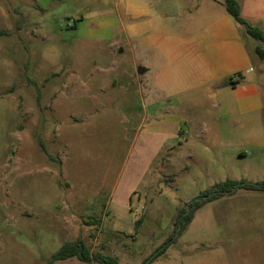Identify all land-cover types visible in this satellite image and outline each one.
Instances as JSON below:
<instances>
[{
	"label": "rangeland",
	"instance_id": "374dc122",
	"mask_svg": "<svg viewBox=\"0 0 264 264\" xmlns=\"http://www.w3.org/2000/svg\"><path fill=\"white\" fill-rule=\"evenodd\" d=\"M239 1L264 30V0ZM123 18L122 0H0V264H47L79 239L91 253L143 264L173 237L149 264H264L262 190L225 194L180 234L177 226L188 202L216 183L264 180V60L255 52L264 41L242 29L261 109L215 126L214 99L197 94L198 106L169 111L226 136L169 148L145 114L130 54L115 44Z\"/></svg>",
	"mask_w": 264,
	"mask_h": 264
},
{
	"label": "crops",
	"instance_id": "0c3cea01",
	"mask_svg": "<svg viewBox=\"0 0 264 264\" xmlns=\"http://www.w3.org/2000/svg\"><path fill=\"white\" fill-rule=\"evenodd\" d=\"M199 3L196 14L194 0H122L123 37L115 44L122 53L130 54L145 114L156 119L157 130L165 135L163 141L169 148L180 145L182 138L226 136L219 129L200 127L205 121L197 122L195 117L179 121L171 112L193 101L198 106L197 94L214 99L209 106L216 110L211 113L215 126L231 125L234 117H249L262 106L255 60L243 39V27L227 11L224 0ZM243 12L241 5L244 17ZM228 79L235 85L221 84ZM170 124L177 127L165 129ZM241 137L259 143L249 135ZM168 163V158H162L160 165Z\"/></svg>",
	"mask_w": 264,
	"mask_h": 264
},
{
	"label": "trees",
	"instance_id": "16d2710c",
	"mask_svg": "<svg viewBox=\"0 0 264 264\" xmlns=\"http://www.w3.org/2000/svg\"><path fill=\"white\" fill-rule=\"evenodd\" d=\"M227 11L233 15L235 20L245 29V31L261 41H264V30L263 28L252 24L241 14V3L239 0H224ZM255 52L258 56L264 60V49L257 45L255 47ZM235 81L232 79L225 80L221 84L225 85H235ZM238 189H248V190H262L264 191V180L259 181H249L246 179H231L216 183L209 189L202 191L199 195L194 197L188 202L187 207H184L177 218L178 234H180L188 225V223L194 217L197 210L203 207L209 201L222 197L225 194H231L236 192ZM138 223V222H137ZM174 238V237H173ZM171 238L170 240H172ZM170 240L165 242L160 250L156 253L151 254L147 257L143 264H149L160 254H162L168 247ZM78 257L84 261H91L92 259L97 260L102 264H121L116 256L110 254L101 253H91L90 248L82 240H67L65 241L58 250H56L51 259L47 264H53L56 260H64L71 257Z\"/></svg>",
	"mask_w": 264,
	"mask_h": 264
}]
</instances>
